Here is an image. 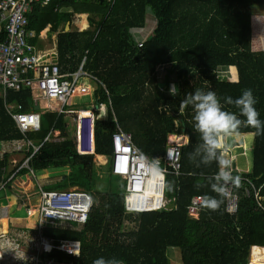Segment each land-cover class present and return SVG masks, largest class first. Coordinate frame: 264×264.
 Returning <instances> with one entry per match:
<instances>
[{
	"label": "trees",
	"instance_id": "obj_1",
	"mask_svg": "<svg viewBox=\"0 0 264 264\" xmlns=\"http://www.w3.org/2000/svg\"><path fill=\"white\" fill-rule=\"evenodd\" d=\"M260 5L264 0H52L46 5L34 4L29 29L39 33L51 25L50 34L57 33L60 65L76 71L87 56L86 69L109 91L110 95L101 86L98 93L102 103L108 105L111 99L113 106L107 121H97V155H114L115 121L152 159L166 155L172 135L189 137L182 146L181 174L164 162L161 165L168 169L167 182L172 184L171 190L166 188V197L176 199L175 203L159 211L130 213L125 208V181L119 178L114 184L118 177L110 166L98 164L96 155L77 152L71 117L45 112L40 131L23 134L12 119L10 106L18 108L11 109L15 114H30L35 111V94L28 89L5 94L0 88V145L28 139L34 147L41 146L37 151L29 148L17 167L31 157L28 165L34 175L72 169L42 178L39 184L45 189L86 187L94 199L86 224L48 225L42 231L56 243L80 241V255L54 251L43 258L69 264H93L100 257H115L123 264H173L172 252L179 250L183 264H250L251 252L255 264L264 263V212L257 208L254 197L256 188L264 197V135H253L252 171L234 184L240 204L233 215L226 211L225 198L211 187L219 172L218 162L197 167L199 160L188 158L202 141L194 130V108H184V115L181 111L185 95L201 89L214 91L225 110L239 116V110L225 104L224 98L236 99L244 89H251L258 101L259 118L264 120V50L253 49L257 35L254 9ZM151 13L166 35L148 37L140 47L134 31L146 27ZM77 14H89L88 30L73 29ZM219 68L236 69L237 80L218 76ZM173 84L180 93L175 97L169 94ZM180 118L185 121L184 134ZM52 131L60 132V141L52 140ZM238 131L252 134L255 129L242 125ZM10 156L6 153L0 158V184L17 169L11 170ZM79 166L84 167V174L77 171ZM30 169L22 168L18 174H32ZM234 175H239L238 170ZM198 196L216 197L222 201L220 208L212 211L202 205L198 217H191L187 208Z\"/></svg>",
	"mask_w": 264,
	"mask_h": 264
},
{
	"label": "built area",
	"instance_id": "obj_2",
	"mask_svg": "<svg viewBox=\"0 0 264 264\" xmlns=\"http://www.w3.org/2000/svg\"><path fill=\"white\" fill-rule=\"evenodd\" d=\"M52 0H0V88L6 93L7 90L30 89L35 95L46 100L48 103H56L60 106V116H72L76 126V148L80 155L96 154V125L97 121L108 118L109 104L102 103L100 97H96L95 110L71 111V100L77 97L89 96L90 85L86 79H93L85 65L84 60L79 70L74 73H64L58 63L46 59L45 54L39 53L30 42L34 33L29 29V14L33 11L35 3L48 4ZM82 16L78 15V18ZM144 42H140V47ZM109 94V92H108ZM110 95V94H109ZM11 111V110H10ZM99 112V114H97ZM11 113V112H10ZM19 131L23 134L40 131L41 116L32 114H12ZM116 131L113 136L114 155L112 158V172L118 178L126 182L125 208L130 213H145L164 209L170 201L166 197V188L162 186L167 182L168 169L161 167L166 163L173 167L177 175L181 174V155L183 143L180 139L170 144L165 158H160L159 166L164 170V178L154 175L148 166L153 159L144 154L134 145L131 134L123 131L115 121ZM49 137L46 141L50 140ZM60 141V138L54 139ZM2 142L0 158L8 153L9 145L23 152L34 147L28 139L15 140L10 144ZM41 147V146H40ZM40 147H34L37 151ZM28 157L24 163L12 174L13 177L26 167L29 168ZM30 169V168H29ZM31 173L33 171L30 169ZM238 177L243 180V174ZM2 185H5L3 182ZM226 192L223 197L226 200V211L231 214L239 212L240 198L234 191V184L225 186ZM246 196H251V191L246 189ZM257 208L264 212V197L261 189H254ZM37 206L26 208L29 218H36L38 223L37 236L32 241L23 243L15 236H0V264H69L56 260L43 258V254H51L54 251L65 255L77 257L80 255L82 245L77 240H54L43 235V228L48 224L78 223L86 224L88 216L94 206V199L87 190H64L61 188H41ZM203 205V197L193 198L188 206V214L197 218ZM253 256V254H251ZM250 264H255L250 259ZM264 264V263H263Z\"/></svg>",
	"mask_w": 264,
	"mask_h": 264
},
{
	"label": "crops",
	"instance_id": "obj_3",
	"mask_svg": "<svg viewBox=\"0 0 264 264\" xmlns=\"http://www.w3.org/2000/svg\"><path fill=\"white\" fill-rule=\"evenodd\" d=\"M78 15L79 14L74 16L73 26L74 25L77 26L80 29V30H78L79 32H82V31L84 32L85 30H88L90 28L89 14H83L81 18H78ZM85 19L87 20V23H88V27H86L87 29L82 27V22ZM156 21L158 22V19L156 18L154 13H151L149 15L146 27L141 29V30L134 31L135 39H138L140 42H144L145 40H147L148 37H151V36L152 37L155 36V35L165 36L166 32L162 33V31L159 29V24L157 25V23H155ZM68 24H71V23H68ZM152 26H153V28H152ZM148 27H149V30H148ZM50 29H51V25L49 24V25L46 26L45 29H43L39 33H37L34 30H30V31H32L34 33V37L30 38L29 40H30V42L32 40H36L35 43L31 42L32 45L35 46L36 50L39 53H41V54H45L46 55V59H48L49 61L58 63L60 65L59 54H58V50H57V41H55V44L53 46L49 45V43L52 40L53 36H55V35L57 36V33L51 35L50 34ZM68 29H69V27L67 26V31H70ZM85 59H87V62H88V57L87 56L84 58V60ZM84 60L82 61L81 66H82ZM87 62H86V64H87ZM60 67L62 68V71L64 73H74V72L77 71V70L76 71L68 70L67 68L63 67L62 65H60ZM88 72L92 76H94L93 73H91L90 71H88ZM95 78H97V77H95ZM91 80H93V79H91ZM93 81L98 84V87L95 88V90H94L93 86L90 85L91 94L89 96H92L95 99L96 97H98L99 89H100L101 86H103L106 91H108V90H107L106 86L100 80H99L100 82H97V80H93ZM28 90H30V89H28ZM164 92L166 94H168V91H164ZM84 97H86V96H84ZM77 98H83V97H77ZM34 105H35V109H36V107H39V110L38 111L35 110L32 113L38 114L41 117H42V114L45 113V112H50V113H54V114L59 115L58 110L60 109V106L58 104H56V103H51L50 104V103L46 102V100H42V98L38 97L37 95L34 96ZM73 106H75V105H72L70 108H72ZM95 106L96 105H95V102H94L93 107H95ZM10 108L13 109V110L18 109L16 106H10ZM10 110H9V112H11L12 114H15L14 112H12V110L11 111ZM82 110H86V109H82ZM88 110H95V108L94 109L90 108ZM71 111H78V110H71ZM32 113H30V114H32ZM97 114H99V112H97ZM66 117H71V121H72L73 124L69 123V125H72V126L75 127V131L74 132H75V138H76V126H75L73 117L72 116H66ZM108 117H109V111H108L107 118ZM51 133L53 134V137H52L53 139L52 140L56 139V137L59 138V136H60V132L59 131H54V132L52 131ZM239 135H242L244 137H250V136H247V135H252V134H239ZM172 136H175V137H177V139H180V141L183 143V145L187 144L188 141H189V137L185 136V135H172ZM172 136L170 137V140H171ZM248 141H250V140H248ZM4 144H10V142H5ZM170 144H172V142L171 143L169 142V146H170ZM1 145H0V148H1ZM11 145H9L8 153L11 155L10 156V159H11L10 162L12 164L11 165V170L13 171L16 168L15 164L18 163L17 161H20L18 159V156H21L22 154L26 155V153H27L29 148L27 150L23 151V152H19V151L16 150V148L13 149V147ZM95 155H96V160H97L98 164H100L102 166H110V168L112 169V158H113V156H112V158H108L107 156H102V155H97V154H95ZM165 156H163L161 158H165ZM158 159H160V158H158ZM18 164H16V166H18ZM24 168H26V167H24ZM80 168H82V171H80ZM233 168H236L238 170V172L240 173L237 165H234ZM252 168H253V162L251 164V167L247 169L246 173L248 174L249 172H251ZM17 169H18V167H17ZM27 169H29V168H27ZM16 170H14L13 172H15ZM65 170H67L68 173H70L72 171V169H65ZM77 171L80 174H84L85 173V169H84L83 166H79L77 168ZM13 172H12V174H13ZM49 172H51V171H49ZM49 172H41V173H38V174H42L43 178H47L46 175L49 174ZM19 174H20V172H19ZM19 174L15 175L14 177H13V175L10 176V178L4 182L5 185L0 184V236L1 235L15 236V237L19 238L23 243H25L26 241H32L34 239V237L37 236L36 232L38 231V223H37L36 218H34V217L33 218H29L27 216V211H26V214H25L26 216L24 218H19L18 214L20 213V210H23V208L26 210V208L29 207V206H37L38 205V203H39V199L38 198H39V194H40V190L42 188V185L39 184V182H38L35 185L36 187H34L33 183H30V178L29 177L33 178L34 174L33 175L30 174V173L29 174H25V175H19ZM58 174H60V173L56 172L55 175H58ZM50 175H52V174H49L48 177H50ZM9 180H12V182H11L10 185H7V182ZM65 187H75V188H69V190L77 189V188L87 190L86 187H81V186H77V185H67V186H64L62 188H65ZM11 198H13V199H11ZM28 219L34 220L33 223L35 225L34 226L29 225V223L27 222ZM62 224H66L67 225L66 222L58 223V224H55V225H53V224H48V225H51V226H54V227H59ZM48 225H46L45 228Z\"/></svg>",
	"mask_w": 264,
	"mask_h": 264
},
{
	"label": "clouds",
	"instance_id": "obj_4",
	"mask_svg": "<svg viewBox=\"0 0 264 264\" xmlns=\"http://www.w3.org/2000/svg\"><path fill=\"white\" fill-rule=\"evenodd\" d=\"M79 15L82 16L83 14ZM169 94L174 97L180 94L175 84L170 85ZM224 103L234 105L239 110V116L234 112L225 110L220 98L211 90L204 92L201 89H196L194 93H187L184 100L181 101L182 112L189 105L194 108V130L200 134L202 141L193 152L189 153L188 158L190 161L199 160L197 167L199 164L209 165L214 161L218 162L219 172L211 187L219 196L225 195V186L229 183H239V178L233 177L231 174L230 161L220 155L221 152L227 151L228 139L239 135L238 130L242 125L255 129L252 133L254 136L264 135V120L259 118V112L255 107L258 101L251 89H244L236 99L230 96L225 97ZM240 117L245 119L242 120ZM148 166L152 169V173L159 175L163 181L164 170L160 168L159 160L153 159ZM162 186L168 190L172 188L170 182H163ZM221 203L222 201L216 197L205 196L203 198V207L212 211H217ZM93 264H123V262L115 257L109 259L100 257L95 259Z\"/></svg>",
	"mask_w": 264,
	"mask_h": 264
},
{
	"label": "rangeland",
	"instance_id": "obj_5",
	"mask_svg": "<svg viewBox=\"0 0 264 264\" xmlns=\"http://www.w3.org/2000/svg\"><path fill=\"white\" fill-rule=\"evenodd\" d=\"M253 20H254V23L256 26V30H257L255 33L257 35H255V39L253 41V49L261 51V50H264V5H260V6L255 7ZM155 23H157V25H158L159 21L158 22L156 21ZM152 28H153V26H152ZM73 29L74 30H80L75 25L73 26ZM148 30H149V27H148ZM55 41H57L56 35L53 36L49 45L53 46L55 44ZM236 72H237V70L234 68H229V69L219 68L217 71V74H218V76L220 75L222 77L229 76V78H231L232 81H236L237 77H238V75L235 74ZM85 81H86L87 85H92L94 90H95V88L98 87V84L91 79H86ZM94 102H96V98L94 99L92 96H86L83 98H74L71 100V103H72V105H75V106H73L72 108H69V109H71V110H82V109H90V108L94 109V107H93ZM183 115H184V112H183ZM177 126L179 127L180 124L177 123ZM247 136H250V137H244L242 135H236L234 137L229 138L227 141V145H228L227 151L222 152V154H221L225 157L226 160L230 161V169L231 170H233L234 165L238 166V169L240 171L239 175L240 174H246L247 169L251 167V164L253 162V153H252L253 142L252 141L254 140V137H253V135H247ZM248 140H250V141H248ZM169 142L173 143L174 141L170 140ZM24 158H25L24 154H22L21 156H18V159L20 161L23 160ZM20 161H17V162L19 163ZM18 163H16V164H18ZM16 164H15V167H17ZM80 171H82V168H80ZM56 172H58L60 174L68 173V171L64 169V170H52L51 172H49V174H52L54 176L56 174ZM49 174H47L46 176L48 177ZM52 175H50V176H52ZM29 178H30V183H33V186L36 187L35 185L38 182H40V180H42L43 175L37 173L36 176L35 175L33 176V178L32 177H29ZM118 181H119V178L114 179V184H118ZM65 190H69V189H65ZM77 190H85V189L77 188ZM11 199H13V198H11ZM25 214H26V210L23 208V210H20L18 217L24 218L26 216ZM33 221L34 220L28 219L27 222L29 223V225L34 226L35 224L33 223ZM253 248H252V251H253ZM251 254H252V252H251ZM171 259H172L173 264H183L182 254L179 250H173ZM250 259H251V261L253 260L252 256Z\"/></svg>",
	"mask_w": 264,
	"mask_h": 264
},
{
	"label": "water",
	"instance_id": "obj_6",
	"mask_svg": "<svg viewBox=\"0 0 264 264\" xmlns=\"http://www.w3.org/2000/svg\"><path fill=\"white\" fill-rule=\"evenodd\" d=\"M68 27H69L68 30H70V28H71V24H68ZM35 110L38 111V110H39V107H36ZM179 122L181 123V125H182V127H183V129H182V133H185V132H186V127H185V121H184V119H183V118H180V119H179ZM235 167H236V166H235Z\"/></svg>",
	"mask_w": 264,
	"mask_h": 264
},
{
	"label": "bare ground",
	"instance_id": "obj_7",
	"mask_svg": "<svg viewBox=\"0 0 264 264\" xmlns=\"http://www.w3.org/2000/svg\"><path fill=\"white\" fill-rule=\"evenodd\" d=\"M88 16V15H87ZM82 27L83 28H86V27H88V23H87V20L85 19L83 22H82ZM87 29V28H86ZM171 140L172 141H174V142H177V137H175V136H172V138H171ZM69 189V188H68ZM65 190V189H64Z\"/></svg>",
	"mask_w": 264,
	"mask_h": 264
}]
</instances>
